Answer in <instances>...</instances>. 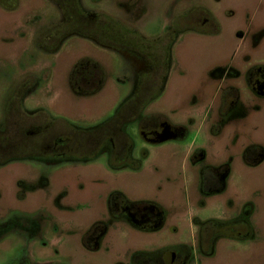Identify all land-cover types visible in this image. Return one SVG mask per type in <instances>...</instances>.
<instances>
[{"label":"rangeland","instance_id":"1","mask_svg":"<svg viewBox=\"0 0 264 264\" xmlns=\"http://www.w3.org/2000/svg\"><path fill=\"white\" fill-rule=\"evenodd\" d=\"M78 1L85 13L140 34L154 51L166 46L171 37L165 34L170 33L163 88L144 113L159 114L192 130L182 138L157 143L143 139L137 120L125 124L133 140L132 158L142 161L136 170L110 168L107 150L90 160L29 157L54 136L70 133L69 124L88 129L105 121L132 91L135 77L155 64L144 57L146 66L139 67L127 51L78 33L47 49L36 38L63 20L55 0L0 4V225L13 226L0 237V264H27L20 259L30 253L25 230L36 220L48 240L47 264H132L136 250L152 251L176 242L197 245L198 225L191 216L228 223L242 216L247 204L250 235L219 237L212 254L197 253L192 264H264V97L252 96L241 79L226 80L222 91L233 83L239 95H245L241 109L217 136H208L207 123H202L206 108L216 118L221 104L222 91L215 97L220 83L211 75L216 69L264 67V0ZM151 53L157 54L151 50L148 56ZM87 58L99 65L87 85L103 82L93 94H78L70 74L78 61ZM161 72L158 68L155 82ZM23 82L27 88L20 106H9L8 96ZM253 146L261 148L262 158L255 163L252 157L247 163L243 152ZM194 148H206L209 161L228 162L224 192L209 197L198 192L197 175L186 162ZM143 152L148 155L143 157ZM113 190L131 202L160 206L163 225L154 234L125 225L127 242L118 230L106 241L112 243L113 237L114 247L88 250L80 244L81 236L96 220H108L105 204ZM62 196V203L71 209L57 208L55 201Z\"/></svg>","mask_w":264,"mask_h":264},{"label":"flooded vegetation","instance_id":"2","mask_svg":"<svg viewBox=\"0 0 264 264\" xmlns=\"http://www.w3.org/2000/svg\"><path fill=\"white\" fill-rule=\"evenodd\" d=\"M128 54H131L133 63L139 65V67L142 66V68L146 66V59L143 56L133 53ZM168 56L165 60L167 68L166 70H168L170 63V57ZM165 64L162 62L157 66L163 70ZM211 75H213L220 83L218 85L220 86L219 92L217 95H215V97L220 95L223 84L226 80L235 81L239 79L242 80L245 88L252 94V96L264 97L263 66L260 67L256 65L242 71L232 69L231 67L227 66L216 69ZM159 83H161L160 80ZM241 100H246L245 95H239V91L235 88L233 83L224 87V90L221 93V104L219 103L220 105L217 109V117L212 118V116H210V112H208L202 121V123H207V128L210 132L208 136L219 135L222 132L223 127L230 120H232L233 117L237 116L239 110L241 109ZM149 115L158 116L159 118L154 121H151L147 118H140L136 123L138 130L145 141L151 142V139L163 134H170L171 136L173 135L175 136L174 139H176L182 137L184 134H188L192 130V127L189 128L182 125L171 124L166 118H161L159 114ZM188 121L189 123L193 122L191 119ZM61 150L62 149H58L57 151L47 146V148H43L42 151L35 152L30 157L44 159L64 158L62 156L64 152ZM106 150L108 151V163L110 168H129L135 170L140 168L139 166L141 165L142 161L132 158L131 152L129 154L128 160L123 162L121 165H111L109 162V155L112 152L111 146ZM142 154L143 157L148 155L146 152H143ZM252 157H254L253 162H259V160L262 158L261 148L253 146V148H247L244 150L243 159L245 162L250 163V158ZM138 161L140 162V165L138 167H134L132 164H135V162ZM186 162H189L190 168H194L195 170V174L197 175V190L200 194L209 197L226 190L228 162H224V160L219 159H215V161H209L206 148H194L193 150H189L186 156ZM62 198L63 196L56 199L55 203L57 208L60 211L68 208L71 209L70 205L62 203ZM105 205L108 220H96L84 232L83 236H81L80 244H82V246L88 250L97 251L104 248L105 246L107 248L110 246L111 248L114 247L113 237L110 239L112 243H106V241L109 239V234H111V236L113 233L117 234L118 230L121 232L122 237H124V241L127 242L129 235L128 231H124L125 225L137 230V232L144 234H154L163 225L165 217L164 212L160 206L152 201L131 202L120 190H113L108 194ZM250 209V204L244 206L242 210L243 215L228 222L229 225L227 226V229L224 227L227 224L226 222H220L214 218L209 219L216 220L218 223L216 226H218V228H203L202 223L206 220H200L198 216H191V221L195 220L196 224L198 225L196 233L197 245L193 241L191 243L176 242L173 244H167L166 246L157 250H136L132 255L131 262L132 264H192L195 260V257H197V253L206 256L212 254L215 240L219 237L228 236L232 238H247L250 235V227L245 219V215L250 212ZM30 224V227L25 230V233L29 236L27 239L31 242L30 253L27 257H22L20 259L21 261L24 260V262L27 264H47L48 262L44 260L46 258V251L44 249L49 246L47 242L48 240L45 238L42 232H40L41 225L37 223V220L32 221ZM12 228V225H0V237L10 232ZM55 230L57 232L56 227ZM32 235L33 240L30 239ZM36 242H40V245H36ZM208 249H211L209 253L207 251ZM35 255L37 256L36 258ZM39 257L41 259H39Z\"/></svg>","mask_w":264,"mask_h":264},{"label":"trees","instance_id":"3","mask_svg":"<svg viewBox=\"0 0 264 264\" xmlns=\"http://www.w3.org/2000/svg\"><path fill=\"white\" fill-rule=\"evenodd\" d=\"M7 0H0V4L7 5ZM63 14L62 21H58L39 32L36 38V43L47 49H54L58 43L66 36L72 33H78L92 39L98 44L112 46L114 49L127 53L141 55L152 61L155 66L149 67L141 76L138 74L135 77L132 91L119 103L114 113L105 121L97 126L90 128H75L71 124L70 133L56 135L49 144H44L42 148H53L58 151L62 149L63 157H71L74 159H94L98 157L107 147L111 146L112 152L109 155L111 165H121L128 160L132 150L133 140L124 129L125 124L141 119L157 120L158 116L148 115L144 113L147 104L160 94L163 86V80L167 72L165 60L168 56L169 45L173 39L170 33L166 36L171 37L166 46L162 50H155L157 54L154 56L148 53L154 51V46L149 45L143 37L136 32L128 29H121L114 23L102 19L100 15L85 13L79 4L78 0H55ZM157 49V48H156ZM165 64L161 72L160 78L155 82L154 75L158 70V64ZM99 69V65L92 59H82L78 61L70 74V84L72 89L78 94H93L99 90L103 80L92 85L89 84L90 78ZM142 73V72H141ZM159 80L161 83H159ZM27 82L20 84L16 92H12L8 96L7 104L12 106L14 103L20 106L22 94L26 90ZM7 98V97H6ZM6 103V102H5ZM52 121V120H50ZM41 129V128H40ZM30 157V156H29ZM26 158V157H22ZM20 158V159H22ZM140 162H135L134 167H138ZM203 228L211 229L218 228V223L214 219H208L202 223ZM225 225V224H224ZM222 225V226H224ZM227 223L224 227L227 229ZM221 226V228H222ZM228 231V230H226ZM208 253L211 249L207 250ZM142 255V254H140Z\"/></svg>","mask_w":264,"mask_h":264},{"label":"water","instance_id":"4","mask_svg":"<svg viewBox=\"0 0 264 264\" xmlns=\"http://www.w3.org/2000/svg\"><path fill=\"white\" fill-rule=\"evenodd\" d=\"M175 138V136H171L170 134H168V135H158V137H156V138H154V139H151L150 141L151 142H162V141H164V140H168V139H174Z\"/></svg>","mask_w":264,"mask_h":264},{"label":"crops","instance_id":"5","mask_svg":"<svg viewBox=\"0 0 264 264\" xmlns=\"http://www.w3.org/2000/svg\"><path fill=\"white\" fill-rule=\"evenodd\" d=\"M203 112H204V110H203ZM205 113H208V107L206 108ZM205 113H204V114H205ZM189 114H191V113H189ZM181 138H182V137H181Z\"/></svg>","mask_w":264,"mask_h":264}]
</instances>
